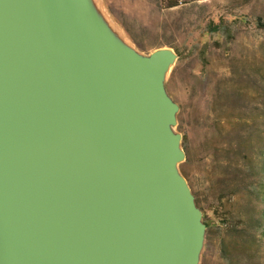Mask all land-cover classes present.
<instances>
[{
    "label": "water",
    "instance_id": "obj_1",
    "mask_svg": "<svg viewBox=\"0 0 264 264\" xmlns=\"http://www.w3.org/2000/svg\"><path fill=\"white\" fill-rule=\"evenodd\" d=\"M172 59L113 43L83 0H0V264H197Z\"/></svg>",
    "mask_w": 264,
    "mask_h": 264
},
{
    "label": "rangeland",
    "instance_id": "obj_2",
    "mask_svg": "<svg viewBox=\"0 0 264 264\" xmlns=\"http://www.w3.org/2000/svg\"><path fill=\"white\" fill-rule=\"evenodd\" d=\"M83 1L119 45L173 53L177 167L209 224L197 264H264V0Z\"/></svg>",
    "mask_w": 264,
    "mask_h": 264
},
{
    "label": "trees",
    "instance_id": "obj_3",
    "mask_svg": "<svg viewBox=\"0 0 264 264\" xmlns=\"http://www.w3.org/2000/svg\"><path fill=\"white\" fill-rule=\"evenodd\" d=\"M163 1L165 2V5H166L167 7H174V6H177V5L179 4V1H181V0H163ZM259 25L262 26V27H264V21H262V20L260 19V20H259ZM182 148H183V150H184V152H185V155H186V161H188L189 158H190V152H189V148H188V146L186 145V137H185V136H184V139H183V142H182ZM180 169H181L182 173H183L184 175H186V173H185V171H184V168H182V165H181ZM204 224H205L206 226L209 225L206 221L204 222Z\"/></svg>",
    "mask_w": 264,
    "mask_h": 264
},
{
    "label": "bare ground",
    "instance_id": "obj_4",
    "mask_svg": "<svg viewBox=\"0 0 264 264\" xmlns=\"http://www.w3.org/2000/svg\"><path fill=\"white\" fill-rule=\"evenodd\" d=\"M113 43H115V44L118 43L116 38H113ZM125 47H128V46H125ZM128 48H130V47H128ZM131 50L134 51V48L131 47ZM171 65H172V63H170L169 66H167V68H165L164 73H167V74L169 73V71L171 69Z\"/></svg>",
    "mask_w": 264,
    "mask_h": 264
}]
</instances>
